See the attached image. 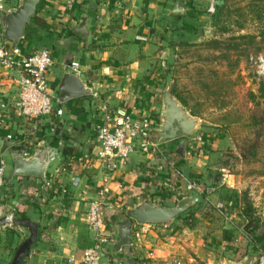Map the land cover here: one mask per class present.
I'll return each instance as SVG.
<instances>
[{
  "label": "crops",
  "instance_id": "0c3cea01",
  "mask_svg": "<svg viewBox=\"0 0 264 264\" xmlns=\"http://www.w3.org/2000/svg\"><path fill=\"white\" fill-rule=\"evenodd\" d=\"M19 1L7 0V9L13 10ZM178 1L183 2V13L173 12ZM39 4L33 20L43 39L23 37L18 44L27 51H51L54 64L48 72L49 85L57 98L55 106L62 108L63 114H52L40 123L20 115L12 106L18 95L15 72L0 68V146L3 137L11 136L19 150L28 153L43 145H54L62 153L49 166L46 179L16 175L9 181L5 179L0 190V218H22L23 213L27 216L24 219L38 224L37 242L23 264H82L84 251L96 238L86 220L87 205L89 200L99 198L104 185L111 191L102 205L106 223L101 230L111 237L100 264L242 261L250 254L244 220L234 213L225 218L230 221H224L217 203L210 213H194L188 220L192 225L182 217L167 226L133 222L132 244L117 247L118 225L126 219L127 210L140 201L173 204L190 193L201 197V192L187 189L188 180L200 184L205 193L213 188L201 178L205 169L202 164L210 157L204 156V150L212 145L210 138L203 139L195 133L193 138L159 143L149 150L137 147L113 172L104 171L96 155L95 125L118 107L127 108L134 117L149 119L153 139H158L163 110L162 76L152 67L156 43L161 38L158 34L161 29L160 34L182 27L190 16V0H78L72 8L67 7V0H41ZM84 21L90 33L88 40L73 30ZM0 28L3 30L1 20ZM73 62L78 63L74 69L93 92L61 102L57 90L60 76ZM181 145L183 154L178 151ZM191 145L194 151L189 154ZM5 156L8 154H0V159ZM10 169L11 161L8 173ZM77 175L81 180L74 186L72 179ZM47 181L51 182L48 187ZM12 228L20 230L25 239L29 236L25 227L1 226L0 264H11L13 253L21 244ZM225 230L232 233L231 242L223 239ZM256 257L253 256V264Z\"/></svg>",
  "mask_w": 264,
  "mask_h": 264
},
{
  "label": "rangeland",
  "instance_id": "374dc122",
  "mask_svg": "<svg viewBox=\"0 0 264 264\" xmlns=\"http://www.w3.org/2000/svg\"><path fill=\"white\" fill-rule=\"evenodd\" d=\"M189 10L182 27L160 30L152 67L161 71V97L165 88L173 89L187 112L200 118L196 135L212 140L204 148L210 157L201 178L213 189L193 212L210 213L222 202L230 216L238 213L244 220L243 231L251 221L255 234H262L264 76L256 59L264 58V0H190ZM12 229L22 243V232ZM247 247L257 255L264 241Z\"/></svg>",
  "mask_w": 264,
  "mask_h": 264
},
{
  "label": "built area",
  "instance_id": "2783aa9c",
  "mask_svg": "<svg viewBox=\"0 0 264 264\" xmlns=\"http://www.w3.org/2000/svg\"><path fill=\"white\" fill-rule=\"evenodd\" d=\"M78 0H67V7L72 8ZM10 11L6 7V0H0V13ZM259 63L258 73L264 76V58L256 59ZM54 60L51 51L48 48L25 50L18 43L8 41L4 37V32L0 28V68H6L15 72L18 84V95L12 102V106L20 115L27 117L35 123H40L42 118L52 114L61 116L64 112L62 108L55 106L56 96L49 85L48 72L53 66ZM72 66L76 68L77 62ZM51 128V132H55ZM96 139L98 142L97 157L101 161V166L106 172L117 170L120 165L128 159L137 149L149 150L157 148L158 139H153V128L147 118L134 117L133 113L125 107H118L112 113L105 114L103 122L95 125ZM11 138V136H9ZM191 149V150H190ZM194 146L189 148V154L194 150ZM193 150V151H192ZM28 153L25 150H22ZM8 173L7 161L0 159V190L5 185V179ZM81 177L79 175L72 179L74 186L79 185ZM47 187L51 185L46 182ZM189 191H197L200 194L199 184L195 181H187ZM213 188L207 189L210 191ZM110 187L103 186L99 191L98 199H91L87 205L86 220L91 230L95 231L96 238L92 246L88 247L81 260L82 264H100L103 249L110 243V235L102 232L105 226V214L102 205L110 194ZM200 200L199 195H195V204ZM217 209L221 215L228 218L229 212L227 206L217 203ZM9 217H13L9 215ZM246 241L248 237L245 235ZM256 264H264V252L257 254Z\"/></svg>",
  "mask_w": 264,
  "mask_h": 264
},
{
  "label": "water",
  "instance_id": "95a60500",
  "mask_svg": "<svg viewBox=\"0 0 264 264\" xmlns=\"http://www.w3.org/2000/svg\"><path fill=\"white\" fill-rule=\"evenodd\" d=\"M41 0H20L16 8L11 11H2L0 20L3 27L5 39L18 43L24 37L25 28L37 11ZM184 5L178 1L173 9L175 13H183ZM73 30L89 39V29L87 21L75 26ZM58 98L65 102L71 98L83 96L93 92L88 82L80 76L69 64L63 70L57 87ZM162 117L158 133L159 143H168L179 138H193L198 131L200 118L190 115L185 107L173 96L170 87L165 88L162 93ZM17 142L8 137L1 139L0 154H8L11 161V169L6 176L9 181L16 175H32L46 179L50 165L62 154L60 149L54 145L40 146L31 153H25L16 146ZM180 153H184V146L178 148ZM195 206V194L190 193L173 204L149 203L140 201L132 208L128 209L125 220L118 225L117 247L132 244L133 222L150 225H169L178 217L185 216L188 211ZM19 225L29 231V236L17 247L11 264H23L29 255L31 246L37 242L39 235L38 224L30 219L19 217H9L8 215L0 218V227L3 225ZM253 256L248 254L238 264H253ZM228 264H232L231 262Z\"/></svg>",
  "mask_w": 264,
  "mask_h": 264
},
{
  "label": "trees",
  "instance_id": "16d2710c",
  "mask_svg": "<svg viewBox=\"0 0 264 264\" xmlns=\"http://www.w3.org/2000/svg\"><path fill=\"white\" fill-rule=\"evenodd\" d=\"M36 13H37V11H36ZM36 13H35V15H36ZM35 15L33 17H31L29 23L27 24V26L25 28L24 39H32L33 38L37 41H41L43 39V37H42L43 35L41 33H38V31H40V27L37 25L35 26V24H34L33 18L35 17ZM172 93L174 94L173 89H172ZM261 94L264 97V83L261 85ZM253 97L255 98V95H253ZM181 101L184 105L183 100H181ZM200 191H201V196L205 197L206 196L205 190L201 189V187H200ZM193 210H194V207L191 208L188 211V213L182 217L187 222V224H189V225H192L191 222H189L188 220L194 216ZM20 217L27 218V216L23 213L20 214ZM250 222L251 221H248L247 223L244 224V227H245L244 232H246L245 235L248 237V240H247L248 244H252L254 248L259 247L261 245V243L264 241V232L262 234H255V231L257 229V225H254V224H252V222L251 223ZM223 239L226 242H231L234 238L232 236V233L229 230H225L223 233Z\"/></svg>",
  "mask_w": 264,
  "mask_h": 264
}]
</instances>
